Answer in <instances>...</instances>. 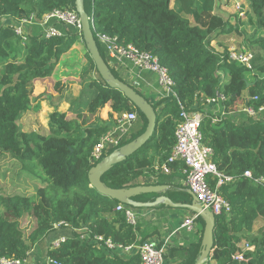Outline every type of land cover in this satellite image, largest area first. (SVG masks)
I'll return each mask as SVG.
<instances>
[{"label": "trees", "instance_id": "trees-1", "mask_svg": "<svg viewBox=\"0 0 264 264\" xmlns=\"http://www.w3.org/2000/svg\"><path fill=\"white\" fill-rule=\"evenodd\" d=\"M83 2L96 44L115 78L126 83L110 66L109 56L98 41L100 34L157 57L168 69L176 94V98L152 103L132 87L153 105L157 127L149 143L102 177L103 184L115 190L130 189L141 186L138 180L152 174L157 177V185L169 187L168 198L173 202L191 204L182 194H187V188L175 181L177 168L166 175L162 167L168 164L175 147L182 108L202 112L203 144L213 150L218 169L234 179L221 190L231 211L216 217L215 248L208 264H264V226L254 232L255 223L264 222V189L253 181L264 177V122L238 111L242 105H264V0H248L247 18L256 26L251 37L241 30L240 18L233 24L216 11L218 0ZM68 8L76 10V0H0V20L12 17L21 21L34 15L39 22L55 10ZM59 28L64 35L50 39L36 28L23 45L10 27L0 23V68H4L0 80V156L18 162L23 173L41 183L34 195H3L0 191V259L27 258L31 251L36 264H46V258L52 260L51 264H141L138 255L123 258L80 240L79 231L83 229L124 246L138 245L152 236L140 226L137 236L124 214L117 211L121 203L91 187V156L114 116L138 111L142 117L133 136L122 146L140 137L148 120L121 91L108 86L88 51L77 103L68 112L54 109L47 133L25 132L20 127L23 116L30 109L39 111L45 101L41 97L33 99L32 84L52 79L62 58L79 41L73 28ZM234 33L247 36L255 48L256 51L251 49L256 57L253 70L231 62L229 50L222 53L212 47L215 40ZM92 75L95 77L91 79ZM218 95L227 99L220 112H206V101ZM106 108L111 110L108 121L100 115ZM215 116L220 117L218 123L213 122ZM248 172L253 179L245 177ZM132 201L153 203L155 195L142 194ZM161 207L167 208L164 204ZM27 215L35 219L36 226L26 238L20 221ZM201 221L204 226L201 225L203 234L198 246L171 251L179 264L196 263L205 230V222L200 218ZM63 222L70 228L57 229ZM60 236H66L67 241L50 251L49 243ZM245 244L254 250H245ZM239 255L243 260L235 258Z\"/></svg>", "mask_w": 264, "mask_h": 264}, {"label": "built area", "instance_id": "built-area-1", "mask_svg": "<svg viewBox=\"0 0 264 264\" xmlns=\"http://www.w3.org/2000/svg\"><path fill=\"white\" fill-rule=\"evenodd\" d=\"M228 3L227 0H224ZM233 12L240 19L247 17L246 11L238 2L233 4ZM5 19V21H3ZM0 23L5 27H10L16 37L21 40L22 44L28 42L29 38L34 34L36 28L40 30L42 36L47 39L62 37L64 30L73 28L79 40L84 43L83 26L80 16L76 10L60 9L44 16L39 22L36 21L34 15L21 21L12 17H4ZM98 41L105 48L109 56V64L113 70L124 79L129 86L137 88L145 96L147 92L154 96V102L160 103L163 100L176 98L174 92V81L172 80L167 68L163 67L158 58L148 52H141L132 45L118 43L117 38L110 37L105 34L98 35ZM229 47V59L245 66L249 70H253L255 62V53L245 48V46L237 47L235 40H231ZM148 76H154V82ZM147 97V96H146ZM226 97L218 95L216 98L206 101V112L217 115L220 112L222 103L226 101ZM258 99H256L257 101ZM160 107L159 110H161ZM246 117L255 121L264 122V105L255 108L245 105L240 111ZM205 114L198 111H186L182 108L181 122L178 125L175 137L176 144L173 148L172 155L168 160V164L162 167V171L166 175H170L174 167L177 168L178 175L176 183L185 186L196 197L198 203L203 210L210 211L215 217L229 214L231 205L223 196L221 190L223 187L234 182V179L221 172L216 163L213 161V150L203 144V135L201 132V124ZM142 121L138 111L124 112L114 116L109 130L103 135L99 143L95 147L91 164L94 166L102 163L109 156L110 151L119 150L124 141L130 139L139 122ZM220 117H214V123H218ZM238 122V121H237ZM245 177L253 179L251 172L245 174ZM140 180V179H139ZM138 180V182H139ZM142 186L155 185L157 177L154 175H145L140 180ZM256 185L264 189V177L253 180ZM211 183L214 184V188ZM117 211L122 212L127 223L133 228L137 236H139L140 214L131 205L120 204ZM201 216L192 214L186 217L182 225L175 232L164 239L145 240L138 245L124 246L116 244L111 238L88 233L86 229L80 230V240L91 242L97 248H104L110 252L116 253L123 258L138 255L141 264H165L167 255L172 251L174 245L172 239L181 231L186 233H198ZM69 229L67 223H60L57 227ZM199 234V233H198ZM203 232L201 231V237ZM67 241L66 236H60L49 243V250H57ZM245 250L253 251L254 248L248 244L244 246ZM32 252L28 253L27 258H2L0 264H32ZM243 260V256L235 257ZM35 260V259H34ZM33 260V261H34ZM52 260L46 258V264H51Z\"/></svg>", "mask_w": 264, "mask_h": 264}, {"label": "rangeland", "instance_id": "rangeland-1", "mask_svg": "<svg viewBox=\"0 0 264 264\" xmlns=\"http://www.w3.org/2000/svg\"><path fill=\"white\" fill-rule=\"evenodd\" d=\"M227 2L228 3H225L223 0H218L216 11L226 19H229L233 24L239 22L238 17L233 12L234 2L240 3L248 13L250 12L248 0H227ZM3 21H5V19ZM240 21V24L242 25L241 30L245 31L247 35L251 37L256 31V26L253 25L247 17ZM247 39V36L244 38L238 33L224 35L219 38V41L213 46V48L214 50L223 53L231 46V40H235L237 47L240 48L245 46L248 50L252 49L253 51H256L255 48L248 43ZM86 53L87 49L85 44L79 40L73 50L62 58L52 79H48L45 83L39 85L35 82L32 84L33 99L36 98V94L40 93V97L44 98L46 106L39 111H31L30 109L23 116L19 122L23 131L47 133L48 120L53 113V109H58L60 112H68L73 103H77L84 81L82 79V71L87 63ZM3 71L4 68H0V80ZM94 77L95 75H92L91 79ZM242 107L243 105L239 106L238 111H241ZM106 109L101 112V118L103 113H107L105 111ZM69 116L73 117L71 114H69ZM40 186L41 183L39 180L32 178L30 174L22 172V167L18 162L7 156H0V191L3 195H9L15 192L19 194L34 195ZM182 194L187 196V200L193 201L190 194ZM176 195L178 196V193ZM166 209L170 208L167 207ZM177 211H180V209ZM260 221L261 220H258V222L255 223L256 229L261 227ZM199 224L204 226L202 221ZM20 225L27 238L31 231L34 230L36 221L32 216L27 215L20 221ZM198 233L201 232L198 231ZM33 260H30V262L36 264V261Z\"/></svg>", "mask_w": 264, "mask_h": 264}, {"label": "water", "instance_id": "water-1", "mask_svg": "<svg viewBox=\"0 0 264 264\" xmlns=\"http://www.w3.org/2000/svg\"><path fill=\"white\" fill-rule=\"evenodd\" d=\"M76 11L80 16L83 26L84 43L86 44L87 51L93 59L100 76L110 88L121 91L148 120L146 131L140 137H138L135 141L122 146L119 150L114 151L108 157H106L102 163L92 167L89 172V181L91 187L96 189L97 192L102 196L116 200L121 204L131 205L136 208H154L160 204H164L171 209H185L195 214H199L205 222V230L202 241V250L195 264H208L215 248L214 231L216 227V217L210 211L203 210L191 191L188 190V193L192 196L193 201L191 204L186 205L175 203L170 198L165 196V193L169 189L168 186L149 185L137 186L130 189L115 190L107 188L103 184L102 177L114 165L125 161L151 141L157 127V113L155 112L153 105L144 96L138 94L128 84L115 78L111 73L110 68L103 59L96 44L91 26V19L85 10L83 0H76ZM142 194H161V196H159L152 204L134 203L132 201L133 198Z\"/></svg>", "mask_w": 264, "mask_h": 264}, {"label": "crops", "instance_id": "crops-1", "mask_svg": "<svg viewBox=\"0 0 264 264\" xmlns=\"http://www.w3.org/2000/svg\"><path fill=\"white\" fill-rule=\"evenodd\" d=\"M218 41L219 40H215L212 43V47ZM152 81L154 82V80ZM45 82L46 80H41V81H36L35 83L39 85ZM40 96H41L40 93L36 94V98H39ZM146 96L151 102H154L156 100V99L154 100V96L150 94L149 92H147ZM45 106H46L45 101L41 102V109L42 108L44 109ZM31 111H36V110L33 109ZM105 111L107 113H103L102 119L104 121H108L111 110L107 108ZM149 175H152V174H149ZM140 180H139V183H141ZM156 182H155V185H157ZM169 190L170 189H168L167 191ZM187 194H189L188 189H187ZM168 195H169V192H166L165 196L168 197ZM159 196H161V194L155 195V201L157 200ZM146 204H152V203H146ZM177 210L179 209H171V208L162 209L161 204L154 208H149V207L138 208L137 211L140 214L141 230L148 231L149 234L152 235L150 237L148 236L147 240L164 239L165 237L169 236L170 234L175 232L177 229H179L184 219L192 214V212L189 210H185V209H180V211H177ZM260 222H261L260 228H262L264 226V222L262 220ZM260 228L256 229L254 225V232L256 233V231L259 230ZM199 230L201 232V224H199ZM200 240H201V233L195 234V233H186L185 231H181L177 236H175L172 239V243L174 245V248L172 250L179 251L180 249H183V248L187 249L191 247H197ZM179 262H180L179 259L175 257V253H171V252L167 255L166 260H165V264H179Z\"/></svg>", "mask_w": 264, "mask_h": 264}]
</instances>
